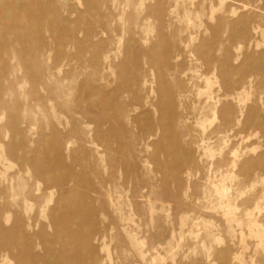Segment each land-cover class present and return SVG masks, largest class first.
Listing matches in <instances>:
<instances>
[{
	"label": "rangeland",
	"instance_id": "1",
	"mask_svg": "<svg viewBox=\"0 0 264 264\" xmlns=\"http://www.w3.org/2000/svg\"><path fill=\"white\" fill-rule=\"evenodd\" d=\"M38 13L0 22V264H264V0Z\"/></svg>",
	"mask_w": 264,
	"mask_h": 264
},
{
	"label": "bare ground",
	"instance_id": "2",
	"mask_svg": "<svg viewBox=\"0 0 264 264\" xmlns=\"http://www.w3.org/2000/svg\"><path fill=\"white\" fill-rule=\"evenodd\" d=\"M49 0H0V22H5L10 18H13L16 21H26L30 24H33L34 13H38L39 7L46 6ZM44 18V14H42ZM29 27V26H28ZM13 32V31H12ZM17 40H22V37L18 36ZM80 49V47H79ZM247 64V65H246ZM248 68V60L246 63ZM89 104L88 101H86ZM47 181V179H46ZM22 231V226L15 223L11 228H0V241H3L5 245L4 248L9 249L12 252H17V255L27 254L26 246L19 245L15 242L14 239H8L6 236L13 233H20ZM73 240V239H72ZM6 253L7 250H4ZM77 256L76 253H71L68 251L58 252L57 257L62 261L72 260ZM35 259L36 257L33 256ZM20 264H27L28 261L17 260ZM37 264H49L46 258L37 259Z\"/></svg>",
	"mask_w": 264,
	"mask_h": 264
}]
</instances>
